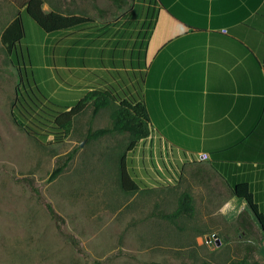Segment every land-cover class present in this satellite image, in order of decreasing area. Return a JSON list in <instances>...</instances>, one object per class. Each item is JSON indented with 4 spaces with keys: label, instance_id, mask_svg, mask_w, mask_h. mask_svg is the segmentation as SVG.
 <instances>
[{
    "label": "rangeland",
    "instance_id": "obj_1",
    "mask_svg": "<svg viewBox=\"0 0 264 264\" xmlns=\"http://www.w3.org/2000/svg\"><path fill=\"white\" fill-rule=\"evenodd\" d=\"M27 1L0 0V264H227L242 258L264 264L256 216L249 207L230 206L226 196L209 198L202 167L188 164L192 158L178 149L159 141L147 149L137 145L127 158L140 189L123 188L120 157L130 135L89 136L110 124L111 107L93 116L88 103L60 142L50 128L34 138L18 126L15 105L29 85L62 110L93 87L107 86L106 72L100 71L103 79L93 68L108 56L107 48L94 47L97 23L47 33L26 12ZM133 1L45 0L44 9L106 22ZM17 15L26 35L9 54L2 33ZM186 191L192 211L170 216ZM48 204L61 220L52 218Z\"/></svg>",
    "mask_w": 264,
    "mask_h": 264
},
{
    "label": "crops",
    "instance_id": "obj_2",
    "mask_svg": "<svg viewBox=\"0 0 264 264\" xmlns=\"http://www.w3.org/2000/svg\"><path fill=\"white\" fill-rule=\"evenodd\" d=\"M95 23L104 87L146 102L153 120L138 145L190 156L209 198L230 206L248 207L232 193L248 183L264 214V0H134Z\"/></svg>",
    "mask_w": 264,
    "mask_h": 264
},
{
    "label": "trees",
    "instance_id": "obj_3",
    "mask_svg": "<svg viewBox=\"0 0 264 264\" xmlns=\"http://www.w3.org/2000/svg\"><path fill=\"white\" fill-rule=\"evenodd\" d=\"M44 3L45 0H28L25 4V10L47 33L70 30L95 22L94 18L83 14H64L57 10L46 11ZM25 35L23 17L22 15H17L2 33V42L9 54L15 51L17 44L22 41ZM29 86L30 91L27 95L21 94L17 98L15 108L18 110V113L15 112L13 114L18 126L25 129L27 134L34 138H38L42 131L44 132L50 128L53 131L48 132L53 133L55 140L60 142L69 133L75 117L85 110L88 103L93 104V116H96L103 108L111 107L110 124L95 131H90L89 136L99 137L112 133H128L130 135L126 150L120 157V179L126 191L135 192L140 189L139 184L132 177L128 168L127 154L134 151L140 140L148 138L153 131V120L146 102L132 98H122L106 87H95L81 98L77 104L62 110L59 109L60 106L56 102L50 99L47 100L39 87L35 85V87L33 85ZM45 99L47 100L46 102ZM156 130L160 131L162 135L166 134L158 124ZM172 144L178 148L183 146L180 141H174ZM184 150L187 151V149ZM72 156L71 154L70 158ZM66 164L64 162L59 165L53 171L50 179L60 174ZM232 193L234 196L247 202V206L256 216L264 234V214L260 211L259 205L255 201L250 185L248 183L235 184L232 186ZM48 208L53 219L57 221L62 219L51 204H48ZM192 209L193 196L190 192L186 191L179 199L178 208L170 216L178 217L191 212ZM75 244H78V242L75 241ZM227 264L254 263L247 258H242L233 260Z\"/></svg>",
    "mask_w": 264,
    "mask_h": 264
}]
</instances>
